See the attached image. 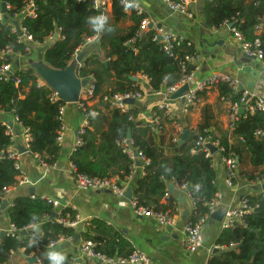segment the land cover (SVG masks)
I'll return each instance as SVG.
<instances>
[{
  "label": "trees",
  "instance_id": "obj_1",
  "mask_svg": "<svg viewBox=\"0 0 264 264\" xmlns=\"http://www.w3.org/2000/svg\"><path fill=\"white\" fill-rule=\"evenodd\" d=\"M129 4L132 5L131 2ZM6 5L7 16L5 22L0 24V66L14 64V56L31 58L32 52L25 50V44L19 42V35L13 30L12 21L19 19L21 27L32 36L34 44L44 45L50 36L58 34L43 57V64L54 70L66 69L74 61L75 55L85 49L87 42L96 38L97 48L84 51L82 62L76 66V76L78 79H88L95 85V96L101 92L105 80L116 81L115 90L102 97L103 106L111 114L107 129L99 140H95L89 128L82 136L83 144L76 147L70 156L77 172L91 178L117 179L121 187L127 185L135 162L123 153L120 143L130 134L134 149L142 152L150 161L144 175L134 177L130 183L138 203L155 211L174 212L176 201L170 197L166 204H162V200L165 193H169L170 185H176L191 188L195 210L190 221L195 222L198 215H206L208 210L204 200L209 202L218 193L214 188L217 174L212 159L206 158L203 151L193 154L192 150L199 136L212 127L211 107L202 109V121L196 129L185 127V131H190V137L180 145V140L174 141L175 132L169 139L165 137L164 124L171 121L164 112L155 110L163 125V130L157 134L153 131V122L136 121L139 111L134 106L129 105V111L122 113L103 102L106 96L110 98L116 94L137 92L138 82L133 81L132 77L147 78L153 92L176 86L184 76L197 69L195 64L188 62L185 69L181 66L186 56L198 57L194 46L188 48L186 44H181L171 53L166 52L162 42L158 39L154 41L156 36L159 37L157 30L141 31L146 16L135 11L125 12L120 0H111L109 11L103 15L93 8V0H6ZM29 5H32L35 16L20 18ZM204 8L210 27L217 29L225 23H232L248 42L257 37L256 26L264 23V0H205ZM96 17L106 18L104 27L99 31L94 30L89 22L90 18ZM126 21H130L131 25L121 27ZM6 51L13 55H3L2 52ZM16 70L8 81L0 80V111L17 118L26 130L30 137L31 155L52 166L62 154V147L57 142L58 118L60 108L66 104L62 100H51L54 91L48 85L39 83L41 78L34 66ZM17 80H20L18 85ZM218 87L220 99L230 105L241 101L244 91L236 92L228 84ZM252 103L250 100L249 105ZM86 110L91 112L88 106ZM81 112L83 114V110ZM259 130L264 131V113L256 111L242 114L234 124L231 135H213L224 148V154L237 157L239 167L243 164V153H247L252 171L240 168L238 176L250 181L264 177V138L257 137ZM12 144L6 126L0 120V210L6 200L5 191L16 186L20 176L14 168V161L8 157ZM247 198L252 206L259 205V208L245 218L244 226L222 231L216 245L227 250L214 255L208 264H264V192ZM5 210L11 224L19 229L43 222V236L38 241L39 255L45 254L43 264H49L46 254L50 242L74 239L76 234L82 241H92L94 250L106 259H128L135 252L121 232L99 219L88 222L86 229L80 233L57 222L60 218L74 220L75 212L72 210H61L51 220L55 210L41 198L17 197ZM29 239V236H23L16 240L8 235L1 237L0 234V247L4 248V253L0 252V263L7 264L11 252L24 250L27 256L36 254ZM65 264H71L70 258H66Z\"/></svg>",
  "mask_w": 264,
  "mask_h": 264
},
{
  "label": "crops",
  "instance_id": "obj_2",
  "mask_svg": "<svg viewBox=\"0 0 264 264\" xmlns=\"http://www.w3.org/2000/svg\"><path fill=\"white\" fill-rule=\"evenodd\" d=\"M128 1L144 11V15L154 25L153 29L157 30V32L161 30L166 34L182 36L193 43L198 56L195 73L197 80H204L215 73L223 72L240 81L241 85L238 91L264 95L263 84L256 83L253 90L249 88V85L254 80L249 73L242 70V67H250L251 64L249 65L243 60L240 43L226 27L222 26L216 29L207 24L204 8L205 0H198V2L189 6V12L193 15L192 18L169 10L163 0ZM31 8L25 10L20 15V18L29 15ZM130 25L131 22L126 21L121 27L127 28ZM50 45L51 42L44 45L33 44L30 59L14 56V65L16 66L15 63L19 62V66L15 68L25 69L29 66H34L35 63L43 64L45 51ZM93 47L97 48L96 39L89 40L85 45V49L75 55L71 64L76 63L75 58L77 55L84 52L87 48ZM30 60L33 61V64L30 63ZM76 65L78 64L76 63ZM263 65L264 61L261 64H256V70L260 71ZM252 67L254 68L255 66ZM137 82L138 86L145 92V96L132 104L139 111L136 121L139 123H151L155 110L162 103V98L154 94L147 78H137ZM39 83L41 85L45 84L42 80ZM115 88L116 81L114 79L105 80L101 92L87 103V106L95 113L89 132L95 140H99L100 135L107 129L111 121V114L103 106L102 97L115 90ZM171 105L177 121L184 128L189 127V129L197 128L202 121V109L205 106H210L212 127L209 131L213 135L232 134L229 131L230 104L220 99L219 87H213L201 95L188 115L183 114V104L180 99L172 100ZM64 119L66 131L64 141L61 144V158L56 163L55 168L45 169L41 165L40 160L31 155L29 149H27L25 129L16 122L15 117L0 113V120L3 123L7 122L14 131V140L10 148L18 153L22 171L31 181L30 184L19 186L16 189L10 188L5 193V201L8 202V205L17 197L41 198L44 200L45 198H53L59 202V207L55 209V212H60L64 209L73 210L75 215L77 214L85 221L83 225L75 229L77 233L84 231L88 222L93 219L104 221L107 225L121 232L132 244L135 251L146 254L151 259L150 264H208L214 255L226 251L216 245V241L223 231L221 229L223 218L220 216L209 218L207 221L203 231L202 246L194 253L187 251L186 228L191 222L190 219L193 214V205L188 197V188H181L176 185H170L169 187L170 197L176 201L173 212L174 225L171 227L160 226L153 219L138 217L134 214L130 202L131 199L126 198L127 192L131 190L130 183L134 178L127 185H124L126 193L123 197L117 196L110 191H78L71 168L70 156L75 148L76 131L83 122V114L79 104H66ZM175 131L172 122L164 124L166 139H169ZM243 155V164L239 167V170L242 168L252 171L247 153L244 152ZM213 167L217 174L214 188L223 195L219 211L225 212L229 208L237 207L245 197L259 195L264 192V183L261 184L256 180H246L240 176H237L232 188L228 187L226 184V168L219 161L218 155L215 156ZM140 174H142V168L137 167L134 177L136 178ZM31 191L34 192L33 195H30ZM132 197H134L133 194ZM167 201L163 197L162 204H166ZM10 225L11 222L7 211L1 209L0 234L5 233L7 235ZM41 227L42 225L39 226L40 231ZM72 241H65L55 247L48 248V251H59L66 258L73 260L75 264H109L98 259L81 258L79 255L81 237L79 236L77 243ZM36 255L27 256L24 250L11 252L7 264H43V258L39 254L38 261L33 262L31 260L34 257L36 258Z\"/></svg>",
  "mask_w": 264,
  "mask_h": 264
},
{
  "label": "built area",
  "instance_id": "obj_3",
  "mask_svg": "<svg viewBox=\"0 0 264 264\" xmlns=\"http://www.w3.org/2000/svg\"><path fill=\"white\" fill-rule=\"evenodd\" d=\"M87 0H78V2H84ZM212 1V0H209ZM167 8L173 12H179L182 14L187 15L189 18H192V13L189 12V6L193 3L198 2V0H179L178 3L173 2L172 0H163ZM121 6L124 7L125 12L130 13L132 11H135L139 15H143L144 11L135 6L130 5L128 0H120ZM111 6V0H93V8L97 12H102L103 14L108 12ZM32 7V5H29L28 8ZM27 8V9H28ZM26 9V10H27ZM31 16H35V12L33 7L31 8V13L29 14ZM5 22V16L0 10V24ZM151 22L149 19L145 18L141 25V31L145 32L149 30ZM224 27H226L229 32L234 36V38L240 43L241 50L243 54L258 58L261 61H264V23H259L256 26V33L257 37L254 41L248 42L245 41L243 35L238 31L237 28L234 27V24L232 23H225ZM13 30L16 32L15 27L13 26ZM21 33L22 35L18 36L19 42L25 44L26 48L25 50L27 52H31L32 45L34 44L32 36H30L25 29L21 27ZM158 36L154 38V41L162 42L163 49L171 53L175 47L180 46L181 44H186L188 48L193 47V43L189 41L188 39L182 37V36H174L171 34L163 33L161 30L158 32ZM58 36H50L45 43L53 42ZM96 38H93V40ZM44 43V44H45ZM3 55L11 56L13 55L10 51L2 52ZM197 58L193 56H186L185 61L181 63L182 69H185V63L188 62L190 64L196 65ZM197 66V65H196ZM197 70V69H196ZM16 68L14 64H3L0 66V80L8 81L11 79L15 73ZM196 71L192 72L191 74L184 76L182 80L174 87H164L161 90L154 92L155 95L160 96L162 98V103L158 106L157 110L159 112H164L165 116L168 118L169 121L173 123V126L175 127V135H174V141L181 140L182 136L184 135L185 128L177 121V118L175 116L173 107L171 105L172 103V95L176 93L181 87L184 85H189V91L184 94L185 102L183 103V114L188 115L191 111V109L196 105L199 96L203 93H205L207 90L218 87L221 84H228L233 90L238 91L240 84V81L232 78L231 76L223 73L218 72L210 77L204 79V80H197L196 79ZM20 84V80H17V85ZM145 96V92L143 89L139 86L137 92H127L125 94H116L112 97H104L103 102L110 104L111 108H117L122 113H127L129 111V102L130 101H137L142 99ZM95 97V85L90 83L87 86V88L82 89L81 96H80V102L78 103L81 110H83V122L79 126V128L76 131V142H75V148L79 147L83 144L82 136L86 134L88 129L91 126V123L95 117V113L93 111L89 112L86 110L87 103L89 100ZM52 101L61 100L59 95L54 91L52 97ZM252 101L253 103L249 105V101ZM66 104V103H65ZM64 111L65 106L60 108L59 111V130L57 135V142L61 145L64 141L66 126H65V119H64ZM259 111L264 113V95H254L250 92L243 93V97L240 102L234 103L230 105V125H229V131L232 133L234 130V124L238 121L240 116L245 113L253 114L254 112ZM2 113V111H0ZM16 122H18V119L15 118ZM153 122V131L155 133H160L163 130V125L160 116L157 112H154L152 117ZM4 125L7 128V135L10 137L11 141L14 140V131L9 126L7 122H4ZM26 132V130H25ZM27 134V133H26ZM257 137L264 138V131L259 130L256 133ZM29 142L30 137L27 134L26 137V144L27 149H29ZM214 146L216 148V152L213 153L209 146ZM120 146L123 149V153H125L133 162H135V165L133 166L134 172L129 177V181H131L134 178L136 169H137V163L139 162L141 164L142 168V175H144V169L150 165V161L146 159L144 154L133 147V142L131 139H124L121 141ZM199 151H203L205 153L206 158H210L215 160V156L218 155L219 161L225 166L226 168V184L228 187H233L234 183L233 181L237 178L239 174V164L238 159L232 154L226 155L224 154L225 150L223 147H221L220 142L215 139L213 134L210 131H204V134L200 135L197 141L195 142V147L192 150L193 154H196ZM8 157L9 159L14 161V168L15 170L20 174L18 179V184L13 189L18 188L19 186L30 184V179L25 176V174L22 171L21 164L19 162V155L17 152L11 150V148L8 149ZM37 159L38 156H35ZM40 160V159H39ZM41 162V160H40ZM41 165L45 169H51L55 168L56 164L52 166H48L47 164L41 162ZM71 168L74 174V179L76 183V188L78 191L82 192H103V191H110L113 194L117 196L123 197L126 193V188L119 186L117 179H98V178H91L89 176H86L84 174L78 173L76 166L71 164ZM259 183H264V177L261 180H257ZM186 188V187H185ZM10 189H7L5 193ZM188 197L193 205V212L195 210V200L190 194V191L188 193ZM164 198L166 200L170 199V194L165 193ZM45 201L50 204L54 210L59 207V202L53 198H45ZM223 201V195L220 193H217L215 197L211 201L204 200V206H206L208 212L206 215H198L195 222H189L186 228V249L190 253L196 252L201 246L203 242V231L206 227L207 221L213 214H215L217 211L220 210L221 204ZM131 206L133 209V212L136 216L146 218V219H153L157 224L163 227H171L174 225V218H173V212L171 210H163V211H155L151 208H148L146 206H142L138 203L137 198L132 197L131 198ZM259 208V205L252 206L249 199L245 197L241 200L240 204L237 207L229 208L225 211L222 223H221V229L222 230H228L231 228H234L235 226H244L245 224V218L250 216L256 209ZM73 211V210H72ZM58 213V212H56ZM57 222L63 226L70 227V228H78L80 225H83L85 223L84 220L80 218L77 214L75 215L74 220L70 221L67 219H57ZM43 222L33 223L27 226L24 229H19L15 225H10L7 235L11 238H14L16 240H20L23 236H29L30 243L34 245L35 251H36V258H38V254L40 251V246L38 244V241L42 239L43 233L39 230H36V227L41 226ZM72 241V239H69ZM67 240V241H69ZM64 239H59L55 242H50L48 245V248H52L57 246L58 244H61L65 242ZM95 244L92 241H82L79 245V255L81 258H93L98 259L104 262H107L109 264H150L151 259L144 253H141L139 251H135L128 259H106L104 256H102L100 253H97L94 250ZM225 250L227 248L221 247ZM71 264H75L74 261H71Z\"/></svg>",
  "mask_w": 264,
  "mask_h": 264
},
{
  "label": "water",
  "instance_id": "obj_4",
  "mask_svg": "<svg viewBox=\"0 0 264 264\" xmlns=\"http://www.w3.org/2000/svg\"><path fill=\"white\" fill-rule=\"evenodd\" d=\"M1 12L4 14V16H7V5L6 0H1ZM100 15H103L102 12L99 13ZM12 25L15 27L17 34L22 35L21 33V25L18 20L12 21ZM154 25L151 24L149 26V29H153ZM159 27V26H158ZM85 56V52H82L81 54L77 55L75 58V61L77 64H80ZM242 58L244 61H246L250 67H242V70L246 73H249L252 78L253 82L249 85V88L253 90L256 86V83L263 84L264 88V65L262 66V69L260 71L256 70V64H261L262 61L258 58H254L245 54H242ZM30 63L33 64V61L30 60ZM76 63L69 65L64 70H54L49 68L48 66L44 64L35 63L34 67L37 70L38 75L40 76L41 80L48 85L53 91H55L60 99L65 102L66 104H78L80 102V96L82 89L87 88L89 85L88 79H78L76 76ZM16 66H19V62L17 61ZM240 64V63H239ZM252 66H255L254 68ZM133 81L137 82V78L132 77ZM189 91V85H184L181 87L176 93L172 95V100H178L180 99L182 104L185 102L184 94ZM130 105L134 104V101L129 102ZM190 137V131L186 130L184 132V135L182 136L180 140V145L184 144ZM128 139H131L130 134H128ZM210 150L215 153L216 148L214 146H209ZM138 167H141V164L137 163ZM264 188V186H263ZM191 188H188V191H190ZM34 192L31 191L30 195H33ZM126 198L131 199L132 198V191L129 190L126 194ZM8 206V202L4 201L2 210H4ZM225 212L223 211H217L215 214L211 216V218H217L220 216L221 218L224 217ZM57 214L56 212L52 214L51 220L56 218ZM5 233H2L1 237H4ZM79 240V234H76L75 238L73 239V243H77ZM0 251L4 253V248L1 247ZM41 257L44 258L45 254H41ZM33 262L38 261V258H32Z\"/></svg>",
  "mask_w": 264,
  "mask_h": 264
},
{
  "label": "clouds",
  "instance_id": "obj_5",
  "mask_svg": "<svg viewBox=\"0 0 264 264\" xmlns=\"http://www.w3.org/2000/svg\"><path fill=\"white\" fill-rule=\"evenodd\" d=\"M106 18L104 17H96L90 18L89 22L91 23L94 30L99 31L105 25ZM36 230L39 231V227H36ZM47 259L49 260V264H65L66 257L59 251H48Z\"/></svg>",
  "mask_w": 264,
  "mask_h": 264
},
{
  "label": "bare ground",
  "instance_id": "obj_6",
  "mask_svg": "<svg viewBox=\"0 0 264 264\" xmlns=\"http://www.w3.org/2000/svg\"><path fill=\"white\" fill-rule=\"evenodd\" d=\"M57 214V213H56Z\"/></svg>",
  "mask_w": 264,
  "mask_h": 264
}]
</instances>
